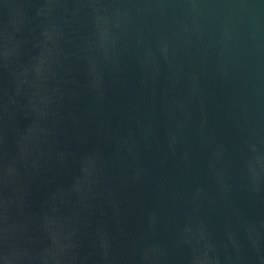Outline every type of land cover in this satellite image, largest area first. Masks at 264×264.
I'll use <instances>...</instances> for the list:
<instances>
[{
    "label": "water",
    "instance_id": "1",
    "mask_svg": "<svg viewBox=\"0 0 264 264\" xmlns=\"http://www.w3.org/2000/svg\"><path fill=\"white\" fill-rule=\"evenodd\" d=\"M0 264H264V0H0Z\"/></svg>",
    "mask_w": 264,
    "mask_h": 264
}]
</instances>
